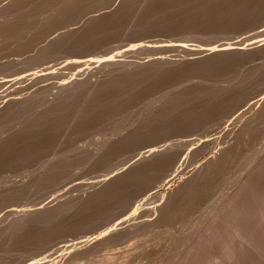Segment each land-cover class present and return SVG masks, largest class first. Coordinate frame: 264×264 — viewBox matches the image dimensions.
I'll use <instances>...</instances> for the list:
<instances>
[{
	"label": "rangeland",
	"instance_id": "1",
	"mask_svg": "<svg viewBox=\"0 0 264 264\" xmlns=\"http://www.w3.org/2000/svg\"><path fill=\"white\" fill-rule=\"evenodd\" d=\"M0 264H264V0H0Z\"/></svg>",
	"mask_w": 264,
	"mask_h": 264
},
{
	"label": "bare ground",
	"instance_id": "2",
	"mask_svg": "<svg viewBox=\"0 0 264 264\" xmlns=\"http://www.w3.org/2000/svg\"><path fill=\"white\" fill-rule=\"evenodd\" d=\"M89 82V81H88ZM153 152V151H152ZM96 239V238H95Z\"/></svg>",
	"mask_w": 264,
	"mask_h": 264
}]
</instances>
